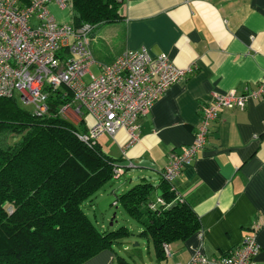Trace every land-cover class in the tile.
<instances>
[{
    "label": "crops",
    "instance_id": "crops-1",
    "mask_svg": "<svg viewBox=\"0 0 264 264\" xmlns=\"http://www.w3.org/2000/svg\"><path fill=\"white\" fill-rule=\"evenodd\" d=\"M49 9L57 21L71 22L69 9L55 3ZM120 14L91 35L94 73L99 72L97 62L109 64L125 49L143 46L152 55L165 52L192 71L138 119V141L127 145L123 129L113 137H98L99 148L124 167L113 192L148 181L154 186L148 201L155 200L169 154L192 142L211 93L261 87L262 94L243 108L222 109L209 125L204 147L173 181L199 219L196 232L172 240L163 253L151 240L146 248L131 249L120 239L84 264H118L120 257L123 264H185L197 248L208 257L222 256L254 231L260 246L255 261L264 263V224L254 227L264 218V0H124ZM86 116L81 122L87 129ZM114 220L116 214L110 224ZM138 228L142 231L140 222Z\"/></svg>",
    "mask_w": 264,
    "mask_h": 264
},
{
    "label": "trees",
    "instance_id": "trees-1",
    "mask_svg": "<svg viewBox=\"0 0 264 264\" xmlns=\"http://www.w3.org/2000/svg\"><path fill=\"white\" fill-rule=\"evenodd\" d=\"M69 1V24L92 25V35L121 18L124 0ZM67 100L61 87L48 88L47 110L36 113L15 96L0 97V264H84L130 233L126 226L100 229L84 211V203L95 205L93 196L115 179L116 159L97 141L89 146L76 136L87 129L60 113ZM153 189L148 181L138 182L115 193V200L142 224L139 235L163 253L164 243L183 240L200 225L192 207L177 200L164 180L160 196L168 204L149 210Z\"/></svg>",
    "mask_w": 264,
    "mask_h": 264
},
{
    "label": "built area",
    "instance_id": "built-area-1",
    "mask_svg": "<svg viewBox=\"0 0 264 264\" xmlns=\"http://www.w3.org/2000/svg\"><path fill=\"white\" fill-rule=\"evenodd\" d=\"M50 3L63 10L70 7L69 0H0V97L15 96L17 91L23 102L34 107V112L44 113L48 88L61 87L63 95L69 93V100L59 109L64 117L72 123L81 121L86 113L94 118L86 131H75L81 141L91 146L101 134L113 137L120 129L128 135L127 145L138 141V119L192 68L179 67L165 52L152 55L143 46L125 49L109 64L97 62L99 72L94 73L91 65L96 61L90 49L93 26L74 27L57 21L49 9ZM261 94V87L246 93L234 89L211 93L192 142L182 152H171L161 171L162 180L177 200L183 198L173 181L204 147L210 123L222 109L243 108L249 98ZM123 170V166L115 164L114 176L117 178ZM167 204L159 195L146 207L156 211ZM262 224L264 218L254 224L255 229ZM163 247L168 250V243ZM259 249L254 231L222 256L208 257L197 248L185 264H264L255 261Z\"/></svg>",
    "mask_w": 264,
    "mask_h": 264
},
{
    "label": "rangeland",
    "instance_id": "rangeland-1",
    "mask_svg": "<svg viewBox=\"0 0 264 264\" xmlns=\"http://www.w3.org/2000/svg\"><path fill=\"white\" fill-rule=\"evenodd\" d=\"M15 97L21 107L28 109L29 111L34 110V107L31 104L23 102L19 92H15ZM86 120L93 125L94 118L91 114H87ZM117 182L118 180L116 179L111 181V183L105 184L104 187L93 196V200L96 202L94 209L88 205V202H85L83 206L84 211L100 229H115L119 226H126L129 229L130 234L123 236L122 240H125L126 244H128L131 249L146 248L150 242H147L148 240L145 237L139 235L138 222L133 218H130L120 204L115 206L113 203L115 196L121 193L120 190L116 192L112 191V187L118 185ZM115 193L116 195H114ZM114 214H116V220L110 224L109 221ZM103 221L105 222V228L102 225ZM122 255L124 256V253H122Z\"/></svg>",
    "mask_w": 264,
    "mask_h": 264
},
{
    "label": "water",
    "instance_id": "water-1",
    "mask_svg": "<svg viewBox=\"0 0 264 264\" xmlns=\"http://www.w3.org/2000/svg\"><path fill=\"white\" fill-rule=\"evenodd\" d=\"M173 204H174V203H173ZM173 204H172V205H173Z\"/></svg>",
    "mask_w": 264,
    "mask_h": 264
}]
</instances>
